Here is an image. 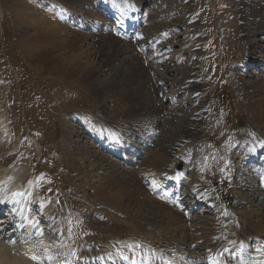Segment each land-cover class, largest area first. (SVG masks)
<instances>
[{
	"label": "rangeland",
	"instance_id": "obj_1",
	"mask_svg": "<svg viewBox=\"0 0 264 264\" xmlns=\"http://www.w3.org/2000/svg\"><path fill=\"white\" fill-rule=\"evenodd\" d=\"M102 1L0 0V104L10 118L13 132L10 140L0 146V171L16 167L26 179L44 173L42 192L57 202L64 228V239L57 250L69 259L77 258V245L94 250L102 240L116 241L121 249L129 248L131 234L177 247L176 251L180 245L193 251L194 244L197 250H203L206 241L199 244V239H204L203 233L207 238L213 217L195 215L190 220L170 205L146 196L134 170L122 171L124 174L116 166L114 171L112 159L96 150L90 129L101 119L145 126L155 118L161 135L144 160L147 167L168 165L170 152L173 154L181 145L194 147L210 131L215 144L220 145L236 118L244 125L253 124L264 130V62L249 73L235 69V64L249 57L250 42L255 46L251 62L264 61V17L260 15H264V5L253 6L254 0H135L142 5L147 18L141 42L161 35L157 45L145 52L101 26L96 32H83L70 24L82 17L85 23L93 18L103 21V9L99 6ZM67 14L74 17L65 18ZM52 25L57 31L68 33L75 50L87 49L81 53L83 64L78 66L82 68L78 75H69L71 66L66 68L65 75L57 74L36 60L37 54L32 58L30 51L34 45L35 50H51L53 29L51 32L48 28ZM195 33L201 37H193ZM79 36L81 40L87 36L82 46L78 44ZM208 37L215 39L206 54ZM4 59L15 70L19 69V79L13 77ZM212 63L220 80L206 79ZM195 74L204 78L203 83L186 87L197 81H191ZM235 74L252 87L238 84L240 77ZM198 88L202 94L196 95ZM172 95H179L175 97L178 103L170 101ZM156 108L157 114L152 117ZM73 113L80 115L85 124L81 125ZM100 167L106 171L97 170ZM104 184L114 199L103 198L100 190ZM245 189H241V194L252 203L257 194L251 195ZM263 203H254L250 219L246 218V206L243 217L248 229L253 221L263 220L259 227L262 234ZM48 214L44 213L43 221L53 241L60 237L55 236V225L47 222ZM207 221L208 227L202 226L199 232L197 226ZM253 230L256 231L254 227ZM197 239L199 242H195ZM149 250L147 253L152 251ZM184 255L179 254L181 264L185 263ZM51 261L50 264H57V258Z\"/></svg>",
	"mask_w": 264,
	"mask_h": 264
},
{
	"label": "bare ground",
	"instance_id": "obj_2",
	"mask_svg": "<svg viewBox=\"0 0 264 264\" xmlns=\"http://www.w3.org/2000/svg\"><path fill=\"white\" fill-rule=\"evenodd\" d=\"M260 15L262 17H264V15H263L262 12H260ZM52 26H49V28H48L50 31L53 29V42L51 43L52 44L51 50L48 47L47 48H38V49L35 50L36 45H34L32 47V49H31V51H30L31 54L33 55L32 58H34V56L37 54L36 55L37 56V59L36 60H38L39 62H41L42 65L45 63L44 65H46V66L48 65L49 66L48 68L53 69V72H56L57 74H60V75H63L64 74L65 75L66 68L69 67V66H71L72 68L70 70L69 75H75V74L78 75L80 73V69H82L80 67H79L80 68L79 69L78 66H80V63L83 64L82 58H83V55L84 54H81V53L87 52V49L84 50L85 52H79V50H75L74 47H76V46L75 45L72 46L71 43L69 42V39H68V36L69 35H68V33L67 32L66 33L63 32V30H61V29H60V31H57L56 28L54 27V25H52ZM61 31H62V34H61ZM85 38L87 39V36ZM79 39H80V36H79ZM79 39L77 38V40H79ZM86 39H83V40L80 39V42L79 43L77 42V43L80 46H82V43ZM66 43H68V45H65ZM253 43L254 42H250L249 43V45H251V49L249 50V53H250L249 54L250 62L253 60V56H251V54L252 55H255V53L253 52V49L255 47V46L252 45ZM53 44H54V46H53ZM40 51H43V52H40ZM42 55H45L44 56L45 58L41 57ZM86 61H87V59H86ZM86 61H85V63H86ZM235 75L237 76V74H235ZM238 77H240V79ZM237 78L239 79L238 84H243V86H245V87H252L251 83L248 82V81L245 82L243 80V83H242L241 82V80H242L241 76L238 75ZM196 83L197 84H200L199 80H197L196 82H193V83L186 84V87H188V86L190 87V86H194V85L196 86ZM198 89H200V88H198ZM253 89H254V86H253ZM258 89L255 90V92H257ZM251 104L254 105V103H251ZM0 108H1V104H0ZM157 110H158L157 108L155 109V111L153 110L152 117L155 116L153 114H157ZM249 111H251V110L249 109ZM149 117H151V116H149ZM7 119H8V117H6V116H4L2 114L0 115V146L3 145L4 143H7V141L9 140V136L11 134V129L9 127V123H8ZM152 120L155 121V118H152ZM62 148H63V146H62ZM62 148H61V150H62ZM69 154H72V153H69ZM157 166H160V165L158 164ZM12 177L17 178V181L20 183L21 180H22V178H23V171L22 170H19V168H15V169H13L11 171H7V170L0 171V187H1V184H9L12 181ZM104 185L101 187V190H100L102 192L101 195L103 196V198L104 199H107V200L114 199V197H112V195H110V194L107 193V189L109 187L106 186V185L104 186ZM32 187L34 188V197H35L36 196V193L39 194V188L37 190V184L35 182L32 183ZM246 189H248V188H246ZM119 199H121L120 200L121 202L123 201V198L122 197H119ZM119 199H116V200L119 201ZM260 203H262V202H260ZM53 204H54V202L53 203L45 204V210L46 211H49L53 207ZM250 204H252V203H250ZM10 205L8 207H10ZM258 205H259V203H258ZM245 207L246 206H244V208ZM248 208H249V212H248V215L246 216V218H249L250 219L249 215L252 213L251 211H253V209L255 208V206L254 207L253 206H248ZM259 212H260V210H259ZM259 212L257 214H259ZM12 215H14V214H12ZM259 216H260V214H259ZM243 217H245L244 214H243ZM0 219H1V217H0ZM249 219L247 220V222L250 221ZM6 221H8V220L5 219V220H3L0 223V264H38V263H36L35 260H33L31 258L32 256H35L36 253L38 252V250L35 248V246L32 243V239L26 237V235H23L21 233V230H18V231L11 230L9 228L8 224H6ZM262 221L260 220V223L259 222L258 223H255L253 221V225L250 226V229H248V231H249L248 232V237L251 236V232L254 233V234H256V235H264V233L263 234L261 233L262 229L259 228L261 226ZM245 225L247 227V223H245ZM18 226L21 227L22 224H19ZM253 227L256 229V231L253 230ZM19 234H21V236H22V240L21 241L18 239ZM40 235H41V233H40ZM131 242L133 243V241H131ZM45 248H46L47 251H50V254H52V252L55 251L54 250L55 245L54 244H51L48 240H45ZM148 249L151 250L152 248H150V247H144V249L142 251H144V252L147 253V250ZM147 254L148 255L146 257H147V259H148L149 262H152V263L153 262H158L159 264H161V261L158 258H155V254L153 253V249H152L151 252H149ZM49 256L51 257V255H49ZM131 257H138V259H139L140 258V255H135V256H131ZM131 259L134 260L133 258H131ZM178 260L181 261V258L179 257Z\"/></svg>",
	"mask_w": 264,
	"mask_h": 264
},
{
	"label": "snow or ice",
	"instance_id": "obj_3",
	"mask_svg": "<svg viewBox=\"0 0 264 264\" xmlns=\"http://www.w3.org/2000/svg\"><path fill=\"white\" fill-rule=\"evenodd\" d=\"M157 186H158V185H156L155 182H153V187H157ZM31 258H32L33 260L37 261L38 264H39V261H40V258H39V257H37V256H32ZM49 259H51V257H49Z\"/></svg>",
	"mask_w": 264,
	"mask_h": 264
}]
</instances>
